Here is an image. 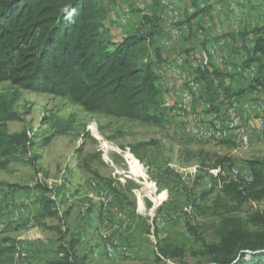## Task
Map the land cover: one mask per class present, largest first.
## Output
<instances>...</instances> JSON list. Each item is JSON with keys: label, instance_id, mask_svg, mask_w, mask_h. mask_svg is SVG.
<instances>
[{"label": "rangeland", "instance_id": "1", "mask_svg": "<svg viewBox=\"0 0 264 264\" xmlns=\"http://www.w3.org/2000/svg\"><path fill=\"white\" fill-rule=\"evenodd\" d=\"M128 1L131 8L137 2ZM196 1L191 15L213 11L216 1H237L236 13L210 11L211 17L227 21L225 31L217 26L210 34L215 33L211 39L228 41L220 50L227 61L247 66L254 42L251 36L255 39L256 29L264 28V0ZM133 12L139 13L137 9ZM236 21L241 31L238 36L233 29ZM132 23L130 33L150 34L139 15ZM199 26L194 33L190 29L186 53L205 48L204 41L210 40L200 37L207 29ZM149 47L160 52L156 44ZM262 63L264 59L258 61L260 69ZM246 79L245 86L238 82L232 92L244 91V98L252 96V80ZM202 86L210 99L205 84ZM11 89L17 88L9 81L0 82V92ZM15 109L23 112L26 120L8 122V132L29 127L37 144L29 152L9 158L8 165L0 168V245L9 241L16 246L13 264H47L59 256L62 237L67 242L74 239L77 257H85L90 264H207L211 260L208 249L219 243L224 233L233 229H244L249 236L264 233V226L247 220L264 210V199L236 208L221 189L223 181L233 176H213L216 169L226 168L235 174L236 167L240 169L249 159L264 158V134L248 147L232 137L208 142L189 135L166 108L160 122L143 123L86 111L68 97L24 89L19 90ZM91 123L121 150L109 153L111 161L92 135ZM122 151L140 162L142 173H130ZM40 182L55 193H45L37 186ZM44 196L56 199L55 215H42ZM168 242L182 247L183 255L163 257L159 251ZM243 252L245 260L251 259L250 251L242 250L240 256Z\"/></svg>", "mask_w": 264, "mask_h": 264}, {"label": "trees", "instance_id": "2", "mask_svg": "<svg viewBox=\"0 0 264 264\" xmlns=\"http://www.w3.org/2000/svg\"><path fill=\"white\" fill-rule=\"evenodd\" d=\"M154 1L159 11L143 14L150 34L136 32L119 39L106 24L109 6L105 0H0V82L9 81L17 88L0 92V168L37 144L29 127L14 133L7 130L8 122L26 120L25 114L15 109L21 89L68 97L90 112L143 123L160 122L165 108L161 104V78L156 72L160 53L149 46L154 45L150 38L162 31L165 5L164 0ZM186 22L189 24L187 18ZM256 32L247 65L264 59V28ZM197 74L200 82H207L203 81L212 103L244 94L225 88L223 76L214 72L213 66L199 68ZM249 88L254 90L253 95L264 94V64ZM224 93L231 96L226 98ZM247 164L249 179L233 176L221 185L223 195L236 208L264 199V158L249 159ZM37 186L45 193L52 191L42 182ZM57 205L55 198L44 196L42 215H55ZM247 220L264 226V210L249 215ZM8 242L0 245V264L14 263L17 248ZM59 242V256L47 264H90L85 257H77L74 239L67 242L62 237ZM242 250H264V233L249 236L244 229L224 233L221 241L208 249L211 260L207 264H264V251L252 253L249 260L243 252L233 263ZM159 252L163 257L175 258L184 250L168 242Z\"/></svg>", "mask_w": 264, "mask_h": 264}, {"label": "bare ground", "instance_id": "3", "mask_svg": "<svg viewBox=\"0 0 264 264\" xmlns=\"http://www.w3.org/2000/svg\"><path fill=\"white\" fill-rule=\"evenodd\" d=\"M236 2L230 1L228 3H223L221 1H216V3L213 4L214 10L220 13H236L238 11L239 5H237ZM164 5V10L161 13L162 37L160 38V46L169 50L171 49V33L168 27V18L178 16V18L181 19L180 28L182 38L175 39V43L181 40L188 41L190 38L191 28L186 22V13L183 6L184 0H164ZM153 10L154 9L152 8L149 11L144 9V16H149L153 13ZM191 11L192 9H190V12ZM233 29L236 33L235 35L238 36L239 32L241 31L240 25L237 21L233 25ZM251 38L253 39L254 37L251 36ZM214 42L215 43H213V45H207L205 48L201 46V48L197 51H191L190 49L191 52L189 51V53H186L185 51L179 52V81L186 82L185 91L190 99V110L185 107V98H179L183 97V90H175V85H173L172 80L170 82H165L167 87L171 89L176 99L172 102L164 101L162 106L166 108L169 116L183 125L184 130L191 136L197 137L204 141L216 143L228 141L227 139L232 137L237 144L248 147L252 144L255 135H259V132H256L257 119L254 114H250L251 111H253V113H260L262 120V130L264 134V94L259 96H246V94H248L246 93V97L244 98V96H240V100H236L235 96L231 99L224 100L222 98L220 89L221 99H223V101L219 104L212 103L206 97V91L203 89L202 83L198 78L197 70L199 68L207 69L212 66L221 67V65H224L227 73H232L233 75L234 73L240 75H254L256 74V67L253 65H233L230 63V61L226 60L225 53L220 54V50L222 47H225L228 41L225 38H220L214 40ZM196 53L199 55H196ZM188 65L189 67H192V72L188 73V68H186ZM156 67V72L160 78L164 77L166 80L168 74L172 75L171 59H166L161 66ZM253 103H256L257 106H253ZM187 124H191L194 132H191V129L187 128ZM206 127L209 129L210 135H207ZM90 129L92 131V135H94V137L99 141L106 159L111 161L109 158V153L111 151L121 150L114 145L115 143L113 144L102 135L95 123H91ZM234 129L237 133H235ZM123 156L129 165L130 173L133 175L142 173V166L140 162L134 158L130 152H123ZM234 170L235 169H233V171ZM228 174L231 173L226 168L222 170L216 169L213 171L214 177H229ZM152 193L153 189H150L148 194L151 195ZM139 200L142 203V197H139Z\"/></svg>", "mask_w": 264, "mask_h": 264}, {"label": "crops", "instance_id": "4", "mask_svg": "<svg viewBox=\"0 0 264 264\" xmlns=\"http://www.w3.org/2000/svg\"><path fill=\"white\" fill-rule=\"evenodd\" d=\"M154 2H155L154 0H139V1L137 0V2L134 4L133 8H131L129 6L128 0H105V3L109 6V14H108V17L106 19V24L110 29H112L113 35H116L119 39H122V37L129 34L130 31H133L132 20L135 21V19L137 18L138 15L140 16L141 19H143V11H144V9H146V4H150V9L152 8L156 11V7H154V4H155ZM193 6H197L196 0H184L185 13L187 16L191 17V19L189 20L190 28L192 30L191 32L194 33L200 24L202 26H204L207 29V30H205L206 33H205V35L201 34L200 37L202 39H207V40H208V38H210L209 41H204L207 43V44L206 43L205 44L208 45L209 43H211L214 40V39H211V36H214L215 33L213 35H211L210 34L211 31L212 30L216 31L217 26H219V27L221 26L223 31H225L227 21L224 18L211 17L210 13L211 12L213 13V11L216 12L215 10L212 11V9H210L209 11H203V12H201L202 11L201 10L199 13H195V14L191 15V14H189V12H190V8ZM125 7H126V9H125ZM133 9L138 10V12H139L138 15H137V13H134V12L132 13ZM221 13H227V12H221ZM115 19L117 20V27L118 28L114 25V23H112L113 21H115ZM124 20H125V22H124ZM161 26H162V24H161ZM125 27H126V29H125ZM199 28H200V26H199ZM161 37H162V33H159L155 36V39L153 41V44H156V46H158L160 48V52H159L160 57H159V59L157 58V60H156V66H161L163 64V62L166 59H170L173 54L179 53L181 51H186V50H188V47L190 46V45L187 46V44L190 42L189 41L190 39H188V41L181 40V41L175 43L173 45V47L168 50V49H165L162 46H160V44H161L160 38ZM229 56L232 57L233 55H229ZM250 65H253L254 67H256V74H254V75L253 74L252 75H250V74L249 75L238 74L239 76H236L237 75L236 73H234V75L232 73L231 74L227 73L224 65L221 67L220 66L219 67L213 66V68H214V72L217 71L223 76V79H222L223 85L225 87L230 86L231 90L233 91L235 84L240 82L241 84L244 83L243 86H245L247 83L245 84L244 79L247 78L249 81H251L254 77H256L260 73V68L258 67V62L251 63ZM186 68H189V66H186ZM248 77H250V78H248ZM238 79H239V81H238ZM171 80H172L171 74L167 75L166 80L164 77L161 78V83H162L161 99L163 100V102L164 101L172 102V101H175V99H176L175 96L173 95L171 89L169 87H167V84L165 82V81L170 82ZM215 80H217V79H215ZM217 102H219V101H217ZM259 137H261V135H255L253 140H256V139L258 140ZM239 170H240L242 176L248 177V178L251 177V173H250V170H249L247 163H246V165L241 167Z\"/></svg>", "mask_w": 264, "mask_h": 264}, {"label": "built area", "instance_id": "5", "mask_svg": "<svg viewBox=\"0 0 264 264\" xmlns=\"http://www.w3.org/2000/svg\"><path fill=\"white\" fill-rule=\"evenodd\" d=\"M125 9H126V7H125ZM149 10H150V4H146V11H149ZM180 21H181V19L178 18V16L168 18V27H169V30L171 33L170 48H172L173 45L175 44V39H181L182 38ZM112 23H114V25L117 27V20L116 19ZM170 59H171V69H172V83H173V85H175V90H183V97H179V98H185V107H187V109L190 110V99H189V96L186 94V91H185L186 82L179 81V60H180L179 53L173 54ZM189 72H192V67L188 68V73ZM244 75H247V74H244ZM235 98H236V100H240V96H235ZM253 106H257L256 103H253ZM250 114H254L256 116V119H257L256 132H259V135H263L262 120L260 117V113H253V111H251ZM187 128H190L191 132H194L193 127H191V124H187ZM206 131H207V135H210V131H209L208 127H206ZM235 133H237L236 130H235ZM239 175H241V172L237 167H236L235 174H228V176H235V177H237ZM216 176H217V174H216ZM245 178L249 179L248 177H245Z\"/></svg>", "mask_w": 264, "mask_h": 264}, {"label": "water", "instance_id": "6", "mask_svg": "<svg viewBox=\"0 0 264 264\" xmlns=\"http://www.w3.org/2000/svg\"><path fill=\"white\" fill-rule=\"evenodd\" d=\"M264 250H260V251H255V252H263ZM255 252H252V251H250V253H255ZM240 257V254L238 255V257H237V259ZM236 259V260H237ZM235 262V261H234Z\"/></svg>", "mask_w": 264, "mask_h": 264}]
</instances>
